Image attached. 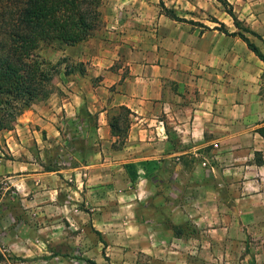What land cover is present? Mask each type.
<instances>
[{
  "label": "crops",
  "instance_id": "1",
  "mask_svg": "<svg viewBox=\"0 0 264 264\" xmlns=\"http://www.w3.org/2000/svg\"><path fill=\"white\" fill-rule=\"evenodd\" d=\"M226 1L264 39V0ZM160 3L209 29L168 18ZM99 12L93 36L67 46L84 74H63L48 99L0 132V202L37 205L29 215L57 240L81 228L95 264L125 245L157 251L144 240L174 238L186 222L195 236L174 242L195 250L196 264L202 248L216 264H239L252 240L264 262V139L256 131L264 63L213 29L205 17L235 30L217 0H100ZM120 107L130 123L114 147L109 122ZM71 135L87 147L84 161L47 171L46 149ZM67 180L74 202L63 212Z\"/></svg>",
  "mask_w": 264,
  "mask_h": 264
},
{
  "label": "trees",
  "instance_id": "2",
  "mask_svg": "<svg viewBox=\"0 0 264 264\" xmlns=\"http://www.w3.org/2000/svg\"><path fill=\"white\" fill-rule=\"evenodd\" d=\"M224 12L232 20L234 31L215 18L210 22L217 24L213 29L243 41L247 48L264 63V53L247 35L256 38L264 47V39L241 22L226 0H217ZM100 0H0V132L11 130L18 117L37 101L46 100L52 93L51 82L57 74L55 66L46 63L38 51L45 45L76 46L86 41L100 24ZM160 11L177 22H186L209 28L201 23L179 18L173 9L160 3ZM77 67V68H76ZM74 67L83 75L81 64ZM261 99L264 101V69L261 74ZM81 115H87L81 110ZM131 112L120 107L119 112L109 122L111 134L117 137L114 147L121 146L129 128ZM94 126V124H93ZM257 133L264 139V125ZM72 141L66 142L67 152L84 161L87 152L83 151L82 139L71 135ZM119 142V143H118ZM116 143H118L116 145ZM78 166V164L73 167ZM61 168H48L58 171ZM178 226L173 227L175 229ZM89 264L94 262L87 260Z\"/></svg>",
  "mask_w": 264,
  "mask_h": 264
},
{
  "label": "rangeland",
  "instance_id": "3",
  "mask_svg": "<svg viewBox=\"0 0 264 264\" xmlns=\"http://www.w3.org/2000/svg\"><path fill=\"white\" fill-rule=\"evenodd\" d=\"M219 4L223 9L221 3ZM205 18L209 21L213 17L209 16ZM99 28L100 24L95 30ZM94 31L91 36H93ZM247 36L264 53L263 45L256 38L250 35ZM38 53L46 63L55 66L57 69V74L53 77L50 85L52 92L57 84L61 82L63 74L78 66L73 63L71 59L73 51L69 52L67 46L45 45L41 47ZM69 137L71 138V136ZM69 137L63 139L61 145L59 144L46 149L44 154L47 156L49 165H52L49 167L53 169H67L75 166V164H79V158L73 157L71 152H67L66 150L65 143L72 141ZM75 147H82L83 151L86 150L83 141L82 146ZM66 184L65 191H63V212H68L69 209L67 206L71 207L70 204L74 202L72 199L74 198L72 194L73 183L67 180ZM29 198H31V195H29ZM23 204L25 203L21 204L17 200H13L11 203L6 201L0 202V218H2L0 220V264H8L5 262L6 260L9 261V264H89L87 262V260H90L88 257L89 252L88 254L85 253L87 252L86 245L87 247L89 246L86 242V236L82 234L81 228L70 231V236L60 235V239L57 240L56 235L53 237L51 235L49 236L50 229L41 228V222L35 218V215H29V211L38 210L37 205L30 203L28 206H23ZM76 209H79L81 213H75V216L83 213L81 207H76ZM5 213H11V215L3 218ZM60 225L61 228L59 230L66 232L67 226L69 225L66 219L60 220ZM191 235L195 236V229L191 223L186 222L175 229L174 238L188 240ZM174 238L168 236L166 240L163 239L160 242H154L152 240L153 237L151 239L149 236L147 240H144L147 246L156 248L157 251H151L150 248L138 251L132 248L134 244L129 245V247L125 245V248H127L117 253H113L111 249L105 248L106 251L102 253V256L106 255L104 257V264H196L195 258L197 254L195 250H186L177 241L175 244ZM67 239L70 240V243H68ZM82 241L83 245H81ZM152 241L154 242L153 245H151L153 243ZM252 241L254 242V240ZM253 242L246 245L245 254L248 259L245 261L242 259L241 262H238L239 264H264L261 260L258 263L256 262ZM198 254L199 264H216L209 259L208 251L205 248H202Z\"/></svg>",
  "mask_w": 264,
  "mask_h": 264
}]
</instances>
